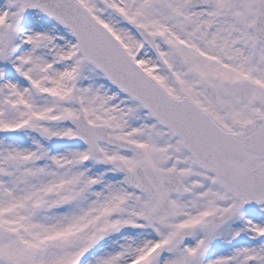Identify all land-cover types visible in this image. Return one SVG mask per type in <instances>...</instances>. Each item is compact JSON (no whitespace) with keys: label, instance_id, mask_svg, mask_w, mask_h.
I'll return each instance as SVG.
<instances>
[{"label":"snow or ice","instance_id":"snow-or-ice-1","mask_svg":"<svg viewBox=\"0 0 264 264\" xmlns=\"http://www.w3.org/2000/svg\"><path fill=\"white\" fill-rule=\"evenodd\" d=\"M0 264H264V0H0Z\"/></svg>","mask_w":264,"mask_h":264}]
</instances>
